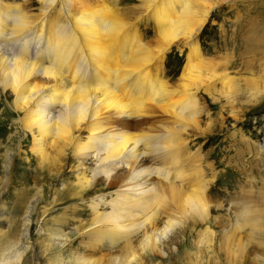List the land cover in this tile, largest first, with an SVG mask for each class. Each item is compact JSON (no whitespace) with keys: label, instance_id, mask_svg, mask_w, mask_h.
<instances>
[{"label":"bare ground","instance_id":"6f19581e","mask_svg":"<svg viewBox=\"0 0 264 264\" xmlns=\"http://www.w3.org/2000/svg\"><path fill=\"white\" fill-rule=\"evenodd\" d=\"M36 1L38 7L35 0H0V116L14 108L11 127L18 122L31 135V150L42 162L58 166L71 154L69 160H76L81 171L79 200L105 182L109 191L93 196L91 216L76 218L77 231L94 226L87 230L89 249L121 243L129 247L119 259L122 264H134L148 251L165 254L166 241L178 228L188 227L192 217L205 223L211 206H226L209 194L213 164L206 163L204 172L200 150L191 147L192 137L203 132L198 121L206 109L197 94L223 76L194 42L211 16L212 0H135L133 6L127 0ZM145 16L156 23L152 48L136 27ZM176 42L191 53L181 82L172 85L161 75L160 62ZM151 104L170 115L156 134L143 131L138 121L150 114ZM258 193L243 198L235 231L247 226L253 234L264 231V209L259 208L264 192ZM30 225H23L21 238H29ZM229 233L228 242L234 240ZM136 237L139 249L131 245ZM55 240L62 246L67 235ZM17 242L0 264H20L12 262ZM41 247H35L38 260L44 258ZM96 263L80 256L76 264Z\"/></svg>","mask_w":264,"mask_h":264},{"label":"rangeland","instance_id":"374dc122","mask_svg":"<svg viewBox=\"0 0 264 264\" xmlns=\"http://www.w3.org/2000/svg\"><path fill=\"white\" fill-rule=\"evenodd\" d=\"M35 2L34 6L38 7ZM135 3L127 0L129 6ZM211 3L214 6L211 16L194 42L223 76L201 86L197 94L206 109L198 121L203 132L192 137L191 147L193 152L200 150L204 172L208 171L206 163L213 164V170L207 174L213 182L209 194L226 206H211L210 218L205 223H195L196 217H192L194 222L178 228L181 230L168 238L165 254L148 251L142 255L141 262L134 264H264V231L253 234L248 226L238 232L234 230L243 198L264 192V151L261 149L264 147V0H212ZM59 6L53 9L52 18L57 17ZM155 24L145 16L136 25L141 41L151 48L157 39ZM190 53V47L183 42H176L165 50L160 62L161 75L170 84L181 82ZM222 94L231 96L226 98ZM152 107V114L138 121L142 122L143 131L156 134L170 115L159 111L156 105ZM13 110L9 107L0 116V130L4 131L0 137V263L18 241L17 257L12 258L14 263L25 264L27 260L28 264H76L80 256H87L96 264H122L119 259L127 254L129 247L121 243L112 247L107 242L89 249L85 243L89 241L87 230L94 226L80 231L75 228L76 218L91 216L88 205L93 196L109 191H105L108 189L105 182H100L79 200L76 183L81 171L75 169L76 160H69L72 156L68 154L58 166L51 160L42 162L31 150V135L18 122L11 127V119L17 116ZM155 114L161 116L158 118ZM49 152L53 153L50 149ZM192 162L189 159L188 163ZM86 166H90V161ZM68 184L71 188L66 189ZM81 209H85L84 216L80 214ZM26 222L31 223V234L23 239L21 233ZM205 232L210 233L207 239ZM227 232H233L234 240L225 239ZM62 234L67 235V240L60 246L55 238ZM135 240L131 245L139 249L140 237ZM36 246H42L44 258L41 260Z\"/></svg>","mask_w":264,"mask_h":264}]
</instances>
